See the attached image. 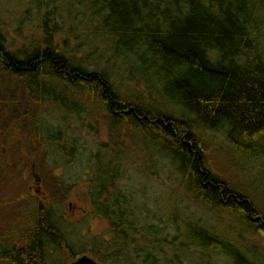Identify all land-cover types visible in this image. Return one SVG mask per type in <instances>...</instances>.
Masks as SVG:
<instances>
[{
	"label": "trees",
	"instance_id": "16d2710c",
	"mask_svg": "<svg viewBox=\"0 0 264 264\" xmlns=\"http://www.w3.org/2000/svg\"><path fill=\"white\" fill-rule=\"evenodd\" d=\"M92 2L114 52L144 72L163 104L122 94L105 69H90L66 53L45 20L41 39L27 48L14 51L0 36L2 66L23 82L36 107L46 102L63 113V120L69 114L90 115V104L104 111L109 126L167 158L195 201L240 219L264 241V212L219 175L204 142L186 122L194 119L207 130L222 131L238 157L264 164V52L259 41L264 0ZM58 87L79 102L58 101ZM34 114L30 128L36 151L46 146L52 153L74 155V142L65 138L64 129L48 130ZM63 140L69 146L61 145ZM94 156L96 164L85 172L90 204L85 219H103L108 226L107 237L87 238L99 264H264V253L250 256L233 238L194 220L150 215L120 188L117 159ZM46 210L38 202L12 234L2 233L0 264H59L46 259L47 247H61L63 239ZM63 251L76 254L68 244Z\"/></svg>",
	"mask_w": 264,
	"mask_h": 264
},
{
	"label": "rangeland",
	"instance_id": "374dc122",
	"mask_svg": "<svg viewBox=\"0 0 264 264\" xmlns=\"http://www.w3.org/2000/svg\"><path fill=\"white\" fill-rule=\"evenodd\" d=\"M93 10L92 0H0V36L14 51L27 48L41 39L45 20L46 28L53 31V40L66 53L74 54L90 65V69L93 66L105 69L109 81L122 94L163 104L164 99L144 72L114 52L113 43ZM260 33V48L264 52V28L260 27ZM55 93L58 101L65 98L64 105L75 106L80 100L77 96L68 97L59 87ZM89 109L90 115L78 118L69 114L63 120V113L46 102L36 107L28 98L23 82L11 75L0 61V238L2 233L12 234L14 227L40 202L63 237L61 247L54 244L47 247V261L71 264L77 257L86 255L98 263L87 238L107 237L108 226L103 219H85L90 204L84 183L85 172L89 166L94 167L97 154L103 160L117 159L122 177L120 188L150 215L169 216L177 221L194 220L233 238L248 255L262 257L264 241L246 223L236 217L218 215L199 204L181 184L167 158L151 151L146 142L137 140L135 144L125 131L109 126L108 117L101 109L93 104ZM34 112L46 128L64 129L65 138L74 142V155L52 153L46 146L36 151L30 128ZM175 112L180 114L177 109ZM183 117L187 120L190 116ZM186 122L204 142L207 157L219 175L229 185L242 189L264 212V164L238 157L222 131L207 130L194 119ZM68 141L60 144L69 146ZM66 243L76 253L73 257L63 251Z\"/></svg>",
	"mask_w": 264,
	"mask_h": 264
},
{
	"label": "water",
	"instance_id": "95a60500",
	"mask_svg": "<svg viewBox=\"0 0 264 264\" xmlns=\"http://www.w3.org/2000/svg\"><path fill=\"white\" fill-rule=\"evenodd\" d=\"M71 264H98V263L94 259L86 255H82L77 257L73 262H71Z\"/></svg>",
	"mask_w": 264,
	"mask_h": 264
}]
</instances>
